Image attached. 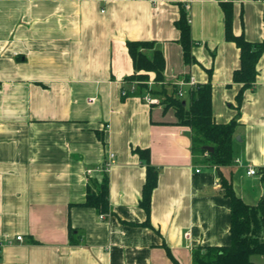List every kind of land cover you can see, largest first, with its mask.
<instances>
[{
  "label": "crops",
  "instance_id": "1",
  "mask_svg": "<svg viewBox=\"0 0 264 264\" xmlns=\"http://www.w3.org/2000/svg\"><path fill=\"white\" fill-rule=\"evenodd\" d=\"M227 4L235 35L264 41V0H0V237L12 240L0 264H193L196 248L230 245L219 173L250 206L264 194V54L239 107L241 52L225 36ZM182 13L192 63L176 26ZM129 42L152 43L149 58L163 54L166 84L212 85L215 122L238 121L232 165L194 155L175 109L123 98L134 86ZM137 148L158 171L152 227L142 226L147 165ZM110 153V215L101 219L83 205Z\"/></svg>",
  "mask_w": 264,
  "mask_h": 264
},
{
  "label": "trees",
  "instance_id": "2",
  "mask_svg": "<svg viewBox=\"0 0 264 264\" xmlns=\"http://www.w3.org/2000/svg\"><path fill=\"white\" fill-rule=\"evenodd\" d=\"M225 12V36L227 41L233 42L241 52V67L235 71L233 82L242 85L237 97L238 106L242 105L243 94L251 88L257 79L258 63L264 54V41L252 43L244 36H236L233 32V9L231 4L223 6ZM181 32V44L187 63H192L191 28L186 14L182 13L176 23ZM133 60L135 73L126 79V82L135 84V91L126 90L129 96H144L147 92L160 97L161 103L167 109L176 111L178 125L187 126L192 131V153L207 156L208 164L216 167H227L233 163V143L235 140L238 121L233 120L227 124H217L213 117L212 97L213 89L210 83L196 85L191 89L190 103L184 105L183 98L178 96L179 88L164 82L165 58L160 51H155L149 58L144 51L151 50L153 44L149 42H129L127 44ZM154 73V86L150 89L148 82ZM212 147L213 152L204 148ZM135 152L147 165V177L143 190L141 207L147 214V220L142 226L152 227L150 221L151 200L153 191L158 184V171L150 164L148 149L137 148ZM221 193L231 203V243L222 247H199L193 251V264H254L253 256L264 257V194L257 206H250L239 198L233 188L231 180L219 173ZM264 185V168L261 170ZM85 207L94 208L99 215L105 218L110 215L109 177L103 171L101 183L95 189L89 186ZM74 231V230H71Z\"/></svg>",
  "mask_w": 264,
  "mask_h": 264
},
{
  "label": "built area",
  "instance_id": "3",
  "mask_svg": "<svg viewBox=\"0 0 264 264\" xmlns=\"http://www.w3.org/2000/svg\"><path fill=\"white\" fill-rule=\"evenodd\" d=\"M154 80H150L148 82V86L149 88L151 89L153 86H154ZM190 86L191 88H194L196 86V83H195V79L194 78H190V80L188 81H184V80H180L176 83V86L179 88V91H178V96L180 98H183L184 97V91H183V88L184 86ZM135 91V84L133 86V88L131 89V92H134ZM123 95H126L127 92L126 90H123L122 92ZM142 100L149 104V105H159L161 104V98L160 97H156V96H153L152 93L150 92H147L144 96H142ZM115 160H116V156L114 153H110L108 155V158H107V161L105 162L104 166L101 168V171L103 172H108L110 167L115 163ZM200 170H197V172H199ZM249 176H255L258 174L257 170L254 169L253 167H249L248 169V173H247ZM101 219H105V216L104 215H101L100 216ZM188 235V234H187ZM16 241L17 242H22L23 241V238L22 236H18L16 238ZM12 243V240L10 238H4V237H0V260L2 259L3 257V252H4V249L5 247L8 245V244H11Z\"/></svg>",
  "mask_w": 264,
  "mask_h": 264
},
{
  "label": "water",
  "instance_id": "4",
  "mask_svg": "<svg viewBox=\"0 0 264 264\" xmlns=\"http://www.w3.org/2000/svg\"><path fill=\"white\" fill-rule=\"evenodd\" d=\"M184 105H185V103H184ZM238 140H239V138H238ZM204 149L206 151H208V152H213L214 151V149L212 147H205Z\"/></svg>",
  "mask_w": 264,
  "mask_h": 264
}]
</instances>
